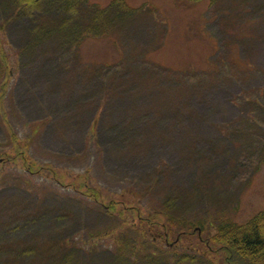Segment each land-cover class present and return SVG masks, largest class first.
<instances>
[{"label":"rangeland","instance_id":"1","mask_svg":"<svg viewBox=\"0 0 264 264\" xmlns=\"http://www.w3.org/2000/svg\"><path fill=\"white\" fill-rule=\"evenodd\" d=\"M86 3L110 22L78 41L26 49L40 6L0 43V264H148L115 253L119 220L149 239L141 211L193 223L202 264H264L219 243L264 218V0Z\"/></svg>","mask_w":264,"mask_h":264},{"label":"trees","instance_id":"2","mask_svg":"<svg viewBox=\"0 0 264 264\" xmlns=\"http://www.w3.org/2000/svg\"><path fill=\"white\" fill-rule=\"evenodd\" d=\"M86 5V0H0V43H5L4 39H8L9 37L14 38V32H12L11 29L16 25L18 19L23 16L32 18L31 16L23 14H34L35 10H38L40 6L45 7L39 9L43 13L39 15V20H35V22L39 21L38 25L30 22L31 27L26 29V33L23 36L26 49L35 48L42 44H51L53 42H58L60 44V41H62L65 45L69 42V36L78 41L80 36L82 37L84 35V30H82L83 26L86 28L90 26V30L85 29V31L92 34L93 31H96L93 27L101 29V25H103L102 22L104 23V26H106L105 24H107V22H110L109 18L107 19L106 17L103 19V16L99 14V11L94 10L92 12L93 9L89 10ZM115 6H117V3L116 5L113 4L108 10L113 13V7ZM10 10L11 12L9 14ZM69 20L73 21L72 25L68 23ZM5 58H7L6 53L3 52L2 47H0V72L3 73L4 79L6 77L10 78L12 74L11 62L7 61ZM1 95L0 91V98ZM26 145L27 144H25V147ZM23 152L25 153V150H23ZM3 155H7V153L0 154V156ZM2 159L4 160L3 157ZM26 169L29 172L34 170L33 165L28 166ZM83 177L88 178L86 175ZM87 183L84 185L85 191L82 192L96 203L103 204L100 202V199L102 198L100 190ZM124 201L126 203V200ZM132 203L133 202H130V204ZM112 205L115 209L117 204L115 202L114 204L111 202L110 206ZM98 208L101 211L104 210L99 206ZM110 210L111 208L109 207L108 212L110 213H107L113 215ZM166 213L171 215L170 219ZM142 214L143 212L141 211V216H138L137 223L140 221L141 225L148 228V230L142 228L141 226L139 229L141 231L139 232V235L141 237H145L142 231L144 230L145 234H147L149 230H152L149 237L150 240L148 239L149 241H144L139 239H127V228H139L140 226H132L131 223L124 224L123 221L119 220L120 225L126 226V228L120 230L119 234L117 233V236L114 237L115 241L117 239L121 241L116 245L115 253L118 258H120V253L122 251H129L130 248H132L129 254L134 256V258H131V260L133 259L134 261L143 259L148 264H202L201 258H197L194 253L191 254V252L188 251H213L210 245H206L207 242H204L201 239L197 240L196 238H193L194 234H192V232L187 233L177 228V225L187 228L193 223L189 222L187 219L179 217L176 211L174 214L168 212H165L164 214H155V217L157 218H160L161 215L166 217V222L162 225L164 234H159L155 228H152L153 226L151 225V222L156 225L159 224L158 220H152L150 216L148 218L147 216L143 217ZM117 221L118 220L116 219V222ZM244 229L245 230L238 231L236 229L229 228L227 232H223V234L221 233V237L223 236V239H219V243L221 244L225 240L227 241L230 239L232 241L235 240L236 246H241L243 251H245L244 254L246 256H261L264 260V218L261 217L256 219L250 227L247 226ZM100 233V231L98 232L97 230H93L89 234L90 236L95 237L96 234ZM162 237L165 240V242L162 241V244H164L167 249H164L162 246H159V243H156L160 241ZM180 242H182V245L178 246ZM150 245H154V250H152L153 252L149 250ZM60 254L64 258L69 257L71 256V250L61 251ZM125 256H128L127 253H125L122 257Z\"/></svg>","mask_w":264,"mask_h":264}]
</instances>
